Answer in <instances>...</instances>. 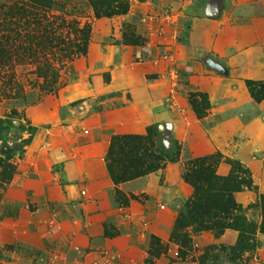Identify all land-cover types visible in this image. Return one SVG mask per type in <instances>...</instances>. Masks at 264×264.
<instances>
[{
	"label": "rangeland",
	"instance_id": "rangeland-1",
	"mask_svg": "<svg viewBox=\"0 0 264 264\" xmlns=\"http://www.w3.org/2000/svg\"><path fill=\"white\" fill-rule=\"evenodd\" d=\"M148 128L175 160L113 183L111 138ZM196 157L250 176V249L172 237ZM261 194L264 0H0V264H264Z\"/></svg>",
	"mask_w": 264,
	"mask_h": 264
},
{
	"label": "trees",
	"instance_id": "trees-1",
	"mask_svg": "<svg viewBox=\"0 0 264 264\" xmlns=\"http://www.w3.org/2000/svg\"><path fill=\"white\" fill-rule=\"evenodd\" d=\"M86 36L84 33V38ZM250 93L257 101L263 96L255 94L251 88ZM196 96H199L201 101ZM189 102L197 116L206 114L208 106L204 94L190 96ZM154 136L148 128L145 135L120 134L111 138L104 160L113 183L125 182L155 171L165 160H175L174 154L154 146ZM187 164L183 179L192 186L193 192L185 204V210L175 219L172 237L178 240L177 232L187 226H192L197 231L210 230L216 235L230 228L237 231L236 243L230 248L231 252L234 253L236 246L242 251L250 249V236L255 231V226L239 215L243 209L235 201L236 192L243 187H254L250 176L239 177L233 173L217 175L204 157H196ZM241 170L247 173L245 169ZM260 208L262 222L259 230L264 232V194L260 195Z\"/></svg>",
	"mask_w": 264,
	"mask_h": 264
}]
</instances>
